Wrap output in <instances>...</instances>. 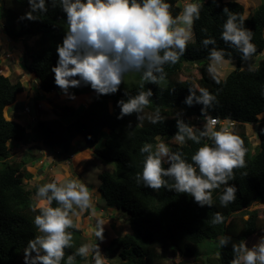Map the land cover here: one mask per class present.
Listing matches in <instances>:
<instances>
[{"label":"trees","instance_id":"1","mask_svg":"<svg viewBox=\"0 0 264 264\" xmlns=\"http://www.w3.org/2000/svg\"><path fill=\"white\" fill-rule=\"evenodd\" d=\"M166 2L171 5L169 11L173 17L181 13L178 0ZM199 3L200 18L193 24V40L188 42L184 55L175 64L164 65L165 79L159 84H150L142 80L141 72H132L134 82L129 87H120L116 94L97 97L90 87L72 88L69 93L75 98L91 93L95 97L87 106L80 105L79 108L70 104L57 109L47 107L46 112L52 117L34 119L31 133L27 131V117L17 114V108L10 111L17 96L24 91L22 81L0 74V162L3 164L0 168V264H18L28 241L42 234L34 224L35 216L49 206L43 199V205L37 207L32 197L37 188L26 189L25 181L32 175L24 168L34 158L24 156L19 162L12 160L8 144L13 140L20 144L42 142L47 148L62 146L60 149L65 154L70 152V142L72 147L82 143L90 150L88 166L96 167L94 163L98 162L114 167L113 173L100 172L98 191L108 207L127 215L132 229L130 234L111 241L119 249L118 264H166L169 254L185 258L172 264H187V260L192 264H231L232 244L247 241L264 230V218H260L257 211H247L255 202L264 204V126L257 130L255 148H252L245 130L248 125L257 124L258 116L264 114V59L253 71L235 69L224 78L215 73L217 83L209 72L208 53L212 46L206 49L202 44L205 38H214L216 47L225 50L226 60L241 61V54L220 38L228 16L224 9L228 8L229 12L242 17L245 27L253 32L252 43L256 52L250 58L261 55L264 50V2L248 17H245L244 7L236 1L199 0ZM28 9L27 0H0L4 33L13 41L32 40L30 45L24 44L26 53L22 54V62L25 70L36 77L45 94L59 91L51 69L58 60L57 45L62 44L68 30L66 14L59 7L53 9L49 6V11L40 14L37 21H21L20 17ZM186 64L196 65V79L180 78ZM141 85H144L143 89ZM147 88L153 91V97L143 110L144 119L139 122L135 113L117 119L120 112L117 101L127 99L125 92L134 96ZM189 88L197 94L199 88H205L216 96V101L204 115L202 105L188 107L183 103ZM157 112L163 119L153 124L148 117ZM177 113L197 129H203L198 126L197 118H217L234 123L231 132L243 141L245 163L243 167L234 168L229 178L230 185H234L237 192L236 199L227 207L220 204L226 185L212 190V194L215 190L217 193L211 207L201 208L188 194L163 187L153 190L136 182V174L142 172L147 155L140 152L141 147L144 143L155 145L157 137L170 139L177 131L176 120L181 118ZM62 118L67 122H62ZM206 142H209L207 138H203L200 144L187 141L169 148L172 152H182L191 163V157ZM51 182L60 186L54 179ZM169 183L173 181L169 180ZM50 206L59 205L52 201ZM217 212L224 220L212 224ZM246 212L248 216L244 218ZM71 232L78 231L71 229ZM223 236L232 238L227 247L219 245V238ZM203 244L208 246L204 255L197 251V247ZM81 245L71 243V247L64 250L65 258L61 264H66L67 256L74 254ZM86 260L87 256H77L75 264H83Z\"/></svg>","mask_w":264,"mask_h":264},{"label":"clouds","instance_id":"2","mask_svg":"<svg viewBox=\"0 0 264 264\" xmlns=\"http://www.w3.org/2000/svg\"><path fill=\"white\" fill-rule=\"evenodd\" d=\"M28 11L20 20L35 22L40 14H46L49 6L59 7L66 14L68 30L62 44H58L57 63L52 67L55 84L70 94L72 88L90 87L97 97L116 94L120 90L125 74L141 72L142 80L159 84L165 79L164 65L175 64L184 55L188 41L193 36L194 21L200 18L199 0H188L182 12L173 17L171 5L166 0H27ZM223 24L221 40L241 54L242 61H248L256 52L252 43L253 32L245 27V21L237 14L229 12ZM203 46L209 49V72L216 79V67L228 63L224 49L216 47L214 38H205ZM219 83V80L216 79ZM144 88V85H141ZM199 94L189 88L183 103L188 107L202 105L204 115L216 101V96L205 88ZM127 99L117 101L120 109L117 119L136 114L139 122L145 106L150 103L153 91L141 90L134 96L125 92ZM181 116V113H177ZM148 119L160 122L163 117L157 112ZM203 129L189 125L182 118L176 120V133L170 137L171 143L185 144L193 141L200 144L203 138L209 142L199 147L188 162L180 151L172 152L169 143L160 137L155 145L144 143L141 153L147 154L142 172L136 174V182L144 187L158 190L165 188L179 194L190 195L201 208L212 205V190L226 185L220 196V204L227 207L236 199L237 189L230 185L233 169L244 166L245 149L243 141L227 128L215 130L214 118ZM198 133V134H197ZM167 165V167H165ZM169 180L173 183H169ZM37 196L49 206L35 216L34 224L42 235L30 239L24 251V264H61L65 249L71 247L72 234L67 229L73 227L70 219L74 205L80 209L89 207V190L77 179L58 186L51 182L39 187ZM55 201L58 207H51ZM224 220L217 212L212 224ZM103 238L102 232L97 233ZM230 236L219 238V245L227 247ZM98 245L83 244L74 254L66 258V264H75L77 256L86 257ZM231 264H264V236L251 248L246 241L232 244ZM99 255V251L96 253ZM99 264V262H98Z\"/></svg>","mask_w":264,"mask_h":264},{"label":"rangeland","instance_id":"3","mask_svg":"<svg viewBox=\"0 0 264 264\" xmlns=\"http://www.w3.org/2000/svg\"><path fill=\"white\" fill-rule=\"evenodd\" d=\"M224 1H236V0H224ZM239 1V2H238ZM236 2L240 3L244 7L245 17L251 16L254 10L264 2V0H238ZM188 2L185 0H178V5L181 7V12L185 6V3ZM0 22V74L8 76L12 80L19 79L22 81L25 95L19 94L17 96L18 102L16 106L10 107V111L18 109L21 116L28 117L29 121L34 119L39 120H48L52 117L51 114L46 112L47 107L57 109L58 106H69L72 100L70 98L60 100V96L64 97L61 90L55 91L53 94H45L39 88V81L36 77L25 70L24 64L22 62V54L26 50L25 45H30V41H13L5 33L3 27L1 28ZM192 38L188 41L191 42ZM10 54L11 57L7 58L6 55ZM264 59V50L261 55L257 57L249 58L248 61H240L237 63L233 60H228V63L218 65L216 67V74L224 78L227 74L235 69L240 70H250L253 71L258 67L259 62ZM132 72L127 73L124 76L123 83L120 87H129L134 81L132 80ZM198 77L196 65H185L183 72L181 73L180 78L184 79H196ZM37 81V82H36ZM26 99H25V97ZM66 97V95H65ZM95 97L91 95L84 100L79 105L72 103L74 107L79 108L80 105L87 106L92 99ZM28 98H30L28 100ZM71 104V106H72ZM28 109V112L25 110ZM259 122L257 124L248 125L246 127V134L249 138L252 148H255L258 144L257 130L264 126V114L258 116ZM62 122L66 123L67 119L62 118ZM220 128V127H219ZM227 128L226 126L221 127L220 129ZM219 129V130H220ZM230 132L231 129L227 128ZM30 132V127H28V133ZM31 138V137H30ZM166 143H169V147L178 143H171L170 139L167 137H161ZM14 140L8 144V148L11 153V159L19 162L24 156H31L34 158V161L29 163L24 170L32 175V177L25 181L26 189L32 190L34 187L37 188V192L40 186L47 184L50 180L54 179L61 185L67 183L70 180H79L90 193V204L89 207L85 209H80L74 205L73 211L70 214V219L73 221V227L67 229L68 232L72 234L71 243L76 246L77 244H97L98 249H94L89 252L87 255V260L83 264H92L94 262H102L107 264H118L119 259V249L116 245H113L111 240L113 234L118 237L124 234H130L132 229L130 223L127 221V215L121 211L108 207L102 197L99 194V180L98 175L102 171H108L110 173L114 172V167L103 166L101 164L94 163V166H88L87 161L90 160L86 156L82 160L78 161V156H76L78 150H80L81 144H78L72 147V142L70 145V152L68 154L74 155L72 162L68 163L66 158L58 155L55 157V151L61 150L60 148H47L42 142L33 143L30 141L27 144L19 145ZM74 145V144H73ZM100 146V142L97 145ZM47 151H46V150ZM45 150V151H44ZM48 152V153H47ZM52 155L54 158H52ZM41 160V161H38ZM81 162V163H80ZM80 163V164H79ZM3 167V164L0 162V168ZM46 168V170H45ZM54 168V169H53ZM217 191L215 190L212 194V199L216 195ZM33 201L37 207H41L42 198H39L36 194L32 195ZM96 199V201H95ZM95 201V202H94ZM92 203V204H91ZM94 205V206H93ZM93 207V208H92ZM100 208H103L100 212ZM94 210L96 214L94 213ZM248 212L257 211L260 218H264V204L260 202L253 203L247 210ZM99 214V215H98ZM247 212L244 214V218H247ZM103 218V219H100ZM111 229L107 226L108 224ZM71 229L78 232H71ZM113 232H111V231ZM102 232L103 238H98L97 233ZM42 235V234H41ZM264 236V230L257 235L250 237L247 241V247L251 248L254 244L258 243L260 237ZM99 251V255L96 253ZM202 255L208 252L207 244H203L197 247ZM185 260V258L179 256H172L169 254L167 256L166 264L177 263L179 261ZM18 264H24V252L19 256ZM187 264H192L191 260H187Z\"/></svg>","mask_w":264,"mask_h":264},{"label":"crops","instance_id":"4","mask_svg":"<svg viewBox=\"0 0 264 264\" xmlns=\"http://www.w3.org/2000/svg\"><path fill=\"white\" fill-rule=\"evenodd\" d=\"M185 1H187V0H185ZM236 1H238V0H236ZM239 2V1H238ZM178 5V4H177ZM179 6V5H178ZM180 7V6H179ZM181 8V7H180ZM0 22H1V28L3 27L4 28V18H3V16L0 14ZM37 82V81H36ZM25 91V90H24ZM55 91H52L50 94H53ZM21 95H25L26 96V93L25 92H22L21 93ZM63 95H64V93H63ZM91 94H86V95H81L80 97H76L75 99H72V102H71V104L72 103H75V104H77V105H79L80 103H82L84 100H86L89 96H90ZM24 96V97H25ZM68 98V95H66V97H65V95H64V97H62V96H60V100L62 101V100H64V99H67ZM25 99H26V97H25ZM30 98H28V100H29ZM17 102H18V99L16 98V103H15V105H14V107L16 106V104H17ZM70 104V105H71ZM73 105V104H72ZM74 106H76V105H74ZM20 113V111L18 110V112H17V114H19ZM7 115V114H6ZM10 116H12V118H17V116H14V115H10ZM10 116H8V117H10ZM27 120H28V127H30V132L29 133H31V127H32V122L34 121V120H32V121H29V119H28V117H27ZM27 131H28V129H27ZM17 143V142H16ZM33 143H36V142H33ZM19 145H21L20 143H18ZM79 144H81V149L80 150H78V151H76L77 152V154H76V156H78V161H80V160H82V158L83 157H87V158H89V153H90V150H89V148H87V147H85V146H83V144L82 143H79ZM18 145V146H19ZM46 150V149H45ZM44 150V151H45ZM47 151V150H46ZM48 153V152H47ZM55 157H57V156H55ZM52 158H54V156L52 155ZM38 161H41V160H38ZM81 163V162H80ZM79 163V164H80ZM54 169V168H53ZM45 170H46V168H45ZM49 183V182H48ZM59 184H60V182H59ZM61 185V184H60ZM95 201H96V199H95ZM94 201V202H95ZM92 204V203H91ZM94 206V205H93ZM93 208V207H92ZM102 210H104L103 208H100V212H102ZM91 214H96V212H95V210H94V213H91ZM99 215V214H98ZM100 219H103V218H101L100 217ZM108 224V223H107ZM108 227H109V229H111L110 228V226H109V224L107 225ZM111 231V230H110ZM112 232V231H111ZM113 233V232H112ZM114 238H116V236L113 234V237H112V240L114 239ZM111 240V241H112Z\"/></svg>","mask_w":264,"mask_h":264},{"label":"built area","instance_id":"5","mask_svg":"<svg viewBox=\"0 0 264 264\" xmlns=\"http://www.w3.org/2000/svg\"><path fill=\"white\" fill-rule=\"evenodd\" d=\"M7 58H10L11 55L10 54H7L6 55ZM25 110L28 112V109L25 108ZM217 123L215 125H213L214 129L217 128V127H223V126H226L227 128L231 129L234 125L233 122L229 121V120H219L217 118H214ZM196 122L198 124L199 127H204V125L208 122V120L205 118V119H196ZM55 155L58 157V155H62L61 157L63 158H66L68 163L72 162V160L74 159V155L73 153L72 154H65L63 153L61 150L59 151H55Z\"/></svg>","mask_w":264,"mask_h":264}]
</instances>
